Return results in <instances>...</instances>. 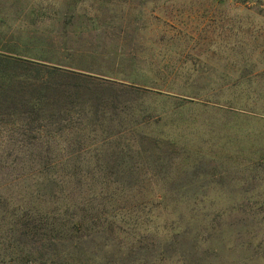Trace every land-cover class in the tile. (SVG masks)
I'll return each mask as SVG.
<instances>
[{
	"label": "rangeland",
	"instance_id": "374dc122",
	"mask_svg": "<svg viewBox=\"0 0 264 264\" xmlns=\"http://www.w3.org/2000/svg\"><path fill=\"white\" fill-rule=\"evenodd\" d=\"M0 50L151 88L0 126V264H264V0H0Z\"/></svg>",
	"mask_w": 264,
	"mask_h": 264
},
{
	"label": "trees",
	"instance_id": "16d2710c",
	"mask_svg": "<svg viewBox=\"0 0 264 264\" xmlns=\"http://www.w3.org/2000/svg\"><path fill=\"white\" fill-rule=\"evenodd\" d=\"M98 72L92 68H75L50 62L42 53L0 50V126L4 125L10 130L18 128L17 131L27 136L33 132L39 134L48 127L60 132L71 127V124L85 120L82 114L86 110L96 112L98 106L100 108L116 101L121 93L151 90L118 85L109 76L110 71ZM93 101V108H84ZM56 198L51 197L53 200ZM78 206V202L71 198L68 204L63 205L64 213L59 215L64 221L67 219V225L74 231H81L93 221L80 212L76 213L77 209L81 210ZM69 211L71 216H68ZM27 224L15 221L11 226L24 227ZM36 224L33 223L30 230L38 231ZM8 248L19 256V247ZM18 258L22 259L17 264H26L32 259L29 254ZM11 260L14 262V259H10V264Z\"/></svg>",
	"mask_w": 264,
	"mask_h": 264
}]
</instances>
